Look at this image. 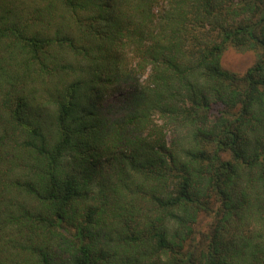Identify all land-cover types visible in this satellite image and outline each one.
Returning a JSON list of instances; mask_svg holds the SVG:
<instances>
[{"label":"trees","instance_id":"1","mask_svg":"<svg viewBox=\"0 0 264 264\" xmlns=\"http://www.w3.org/2000/svg\"><path fill=\"white\" fill-rule=\"evenodd\" d=\"M0 264H264V0H0Z\"/></svg>","mask_w":264,"mask_h":264},{"label":"rangeland","instance_id":"2","mask_svg":"<svg viewBox=\"0 0 264 264\" xmlns=\"http://www.w3.org/2000/svg\"><path fill=\"white\" fill-rule=\"evenodd\" d=\"M254 61V55L250 51H243L235 49L229 46L222 58V64L225 68L236 71L244 72L247 67H249ZM213 219L209 218L205 213L200 214L198 221L196 223V238L200 239L202 235L209 234L212 228Z\"/></svg>","mask_w":264,"mask_h":264}]
</instances>
